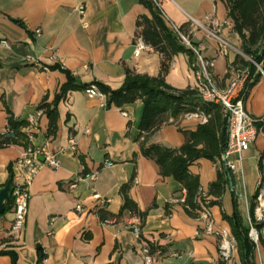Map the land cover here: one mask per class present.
Returning <instances> with one entry per match:
<instances>
[{
  "label": "crops",
  "instance_id": "obj_1",
  "mask_svg": "<svg viewBox=\"0 0 264 264\" xmlns=\"http://www.w3.org/2000/svg\"><path fill=\"white\" fill-rule=\"evenodd\" d=\"M162 8L196 46L204 47V57L214 62L215 82L225 88L237 56H245L225 4L164 0ZM141 15H151L141 0H0V41L11 45L0 43V134L10 115L19 121L34 117L31 144L57 152L60 159L59 167L43 166L35 175L19 240L9 236L13 209L0 214V250L15 251L18 264H145L142 243L162 248L154 264H243L237 246L231 248L229 259L222 255L219 233H232L223 213L232 216L238 210L248 226L246 211L264 177V73L245 99L246 109L259 121L258 136L244 154L242 179L232 174L233 186L229 181L221 203L209 207L213 231L208 232L205 219L189 215L183 203L171 201L183 195L181 183L162 177L157 162L142 152L143 143L182 146L184 131L196 130L207 121L204 115L192 113L170 121L144 140L143 101L103 106L84 91L93 82L119 89L127 68L150 76L160 73L162 58L152 47L134 55ZM219 38L228 43L225 52ZM67 71L73 88L63 94L70 80ZM166 81L179 89L196 85L186 53L174 56ZM57 97V129L50 134V118L40 105ZM71 137L77 140L76 151L68 149ZM24 152L23 145L0 147V186L16 173L15 162ZM105 161L112 164L104 165ZM219 167V161L206 158L190 166L200 177L204 195ZM94 171L96 179L78 180L70 190L71 180ZM130 182L128 195L146 212L144 221L129 211L121 213L125 202L121 188ZM95 192L111 199L105 209L93 198ZM78 203L83 211L76 210ZM135 220L140 222L141 240L129 228ZM261 237L264 257V224ZM0 264H12L11 256L0 255Z\"/></svg>",
  "mask_w": 264,
  "mask_h": 264
},
{
  "label": "trees",
  "instance_id": "obj_2",
  "mask_svg": "<svg viewBox=\"0 0 264 264\" xmlns=\"http://www.w3.org/2000/svg\"><path fill=\"white\" fill-rule=\"evenodd\" d=\"M227 8L233 31L241 39V49L245 56L238 55L233 67L247 68L249 79L246 84L245 99L250 88L257 81L258 70L261 65L264 70V0H220ZM151 15H141L136 21V36H141L145 43L150 45L161 55V70L157 76L138 73L127 68L125 80L119 89L106 88L99 83V88L108 95V103L121 106L126 103H133L141 100L144 103V113L140 124L141 136L146 140L153 132L160 129L170 121H177L181 117L201 113L207 117V121L198 125L196 130L184 131L185 142L182 146L171 148L163 145H146L143 143L142 152L145 156L154 159L160 167L162 177H173L183 186L186 191L185 202L183 203L187 213L193 217H199L202 204L212 206L221 203L226 185L233 180V175L221 160L226 150L228 135V119L223 114L222 108L217 104L204 102L196 89L188 87L179 89L171 86L166 81L171 63L175 55L186 53L193 69H195L196 56L194 52L186 47L161 17L160 10L152 0H141ZM182 29V28H181ZM251 58L252 60L248 59ZM69 82L63 87L64 94L68 89L73 88L72 74L67 71ZM85 87V86H84ZM59 97L53 103L43 102L40 109L50 118L49 133L56 132L57 105ZM259 121L256 122L258 126ZM10 132L0 134V147L9 145H23L28 147L31 144L29 133L24 131L28 121H19L13 115L8 118ZM206 158L211 161L220 162L217 178L213 181L206 195L201 188L200 177L190 171V166L197 160ZM11 174L10 178H13ZM131 182L122 186L121 191L125 202L121 213L129 211L138 215L144 221L146 212L139 209L138 205L129 197L128 190ZM212 196L214 199H207ZM257 191L251 205L253 214L256 205ZM12 209V199L6 206L5 212ZM101 219L107 217L104 212L100 213ZM223 217L229 222L231 232L236 238L238 251L243 264H257L255 260V245L249 237V227L244 224L242 215L238 210L232 216L223 213ZM263 223L257 224L261 230ZM262 240V237H261ZM153 253H163L162 248L149 244ZM9 254L12 264L17 263V254L13 250H0V255Z\"/></svg>",
  "mask_w": 264,
  "mask_h": 264
},
{
  "label": "built area",
  "instance_id": "obj_3",
  "mask_svg": "<svg viewBox=\"0 0 264 264\" xmlns=\"http://www.w3.org/2000/svg\"><path fill=\"white\" fill-rule=\"evenodd\" d=\"M155 6L160 10L161 17L166 21L168 26L177 33L181 42L188 48H190L195 56V75L196 85L193 87L198 92V95L204 102L217 104L222 108L223 114L228 119L227 126V147L222 154L221 160L225 164L228 170L240 180L243 177V160L245 152L255 142L259 129L256 125V118L246 109L245 106V94L246 84L249 79V71L247 68H231V78L229 84L225 88H221L214 80L212 68L214 62L205 58L203 55V46H196L189 36L184 32L181 27L173 23L162 8L164 0H152ZM81 12L83 10L81 9ZM41 30L37 29L36 34H40ZM221 46L224 52L227 50L228 43L226 40L219 38ZM0 43L6 47H10V43L2 39ZM134 55L138 56L144 49H150L151 46L146 44L141 36H136L134 41ZM28 58L37 62L32 55H28ZM258 70L264 73L261 65H258ZM45 70L49 68L43 66ZM86 95L90 98H97L104 106L108 104V95L104 93L96 82L90 83L84 87ZM126 114V113H125ZM205 119L207 117L204 115ZM29 125L24 128V131L29 133L30 140L32 134L30 128L36 124L34 117H30L28 120ZM5 133L10 132V127L7 125ZM68 149L72 151L77 150V140L75 137L70 138V144ZM16 173L13 177V192H12V209H13V222L9 231V236L13 240H19L25 229L26 218L28 214L29 201H30V186L37 172L43 166H51L57 168L60 166V159L57 152H52L46 147H36L30 144L25 147V152L20 156L16 162ZM112 162L105 161L104 165H111ZM97 172H85L80 176H77L74 180L69 182L70 190H73L77 186L78 180L97 178ZM186 191L183 195L173 196L172 202H185ZM93 198L96 200L100 209H105L110 198L95 192ZM256 205L253 214L249 210V237L255 245V260L257 264H264V257L261 253V230L258 229L257 224L264 222V177L258 182ZM202 204V210L200 211V217L207 222V231H213V222L209 206L205 203ZM77 211H83V205L78 203L76 206ZM129 228L133 231L136 238L141 240L142 231L140 222L135 220L130 223ZM52 235V232H49ZM222 242L220 249L222 255L226 258H230L231 248L237 246L236 238L232 233L227 230H222L220 233ZM141 252L145 261V264H154L157 257L161 254L159 251L153 253L148 243H142Z\"/></svg>",
  "mask_w": 264,
  "mask_h": 264
},
{
  "label": "water",
  "instance_id": "obj_4",
  "mask_svg": "<svg viewBox=\"0 0 264 264\" xmlns=\"http://www.w3.org/2000/svg\"><path fill=\"white\" fill-rule=\"evenodd\" d=\"M252 60L251 58L247 57ZM230 186H233V180L230 177ZM13 192V178H10L4 186H0V214L5 212V206L11 199Z\"/></svg>",
  "mask_w": 264,
  "mask_h": 264
},
{
  "label": "rangeland",
  "instance_id": "obj_5",
  "mask_svg": "<svg viewBox=\"0 0 264 264\" xmlns=\"http://www.w3.org/2000/svg\"><path fill=\"white\" fill-rule=\"evenodd\" d=\"M262 178H263V177H262ZM260 180H261V178H260ZM260 180H259V181H260ZM248 216H249V208H247V211H246V222H247V224L249 225Z\"/></svg>",
  "mask_w": 264,
  "mask_h": 264
}]
</instances>
